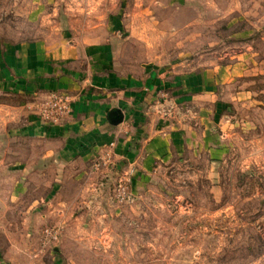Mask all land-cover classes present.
<instances>
[{
	"label": "rangeland",
	"instance_id": "rangeland-1",
	"mask_svg": "<svg viewBox=\"0 0 264 264\" xmlns=\"http://www.w3.org/2000/svg\"><path fill=\"white\" fill-rule=\"evenodd\" d=\"M110 35L120 72L153 87L149 118L186 142L139 174L101 149L91 168L113 172L86 200L51 172L19 189L25 119L60 124L74 99L0 91V264H264V0H0L1 53Z\"/></svg>",
	"mask_w": 264,
	"mask_h": 264
},
{
	"label": "crops",
	"instance_id": "crops-1",
	"mask_svg": "<svg viewBox=\"0 0 264 264\" xmlns=\"http://www.w3.org/2000/svg\"><path fill=\"white\" fill-rule=\"evenodd\" d=\"M116 47L117 37L110 35L103 41L91 42L49 44L38 40L6 46V51L0 52V91L28 95L29 99L62 92L74 99L71 112L60 124L49 126L35 116L25 119L22 134L17 137L30 146L31 159L17 165L19 189L27 180L26 174L51 172L59 174L50 185L51 191L72 182L83 190L80 198L86 200L87 192L96 191L98 175L108 177L113 172V168L97 172L91 168L93 156L108 149V145H113L111 164L116 168L131 167L136 174L148 171L156 159L183 147L186 140L182 133L167 131L149 118L145 105L147 92L153 87L120 72ZM199 78L181 82L191 89L198 86ZM113 110L122 118L115 126L108 121ZM21 150L22 147L17 152ZM101 184L105 185L102 180ZM59 201L55 207L64 215L69 204ZM91 203L94 202H85ZM56 213L50 210L45 217Z\"/></svg>",
	"mask_w": 264,
	"mask_h": 264
},
{
	"label": "water",
	"instance_id": "water-1",
	"mask_svg": "<svg viewBox=\"0 0 264 264\" xmlns=\"http://www.w3.org/2000/svg\"><path fill=\"white\" fill-rule=\"evenodd\" d=\"M108 120L111 125L115 126L121 123L122 118L119 116V112L117 110H113L109 113Z\"/></svg>",
	"mask_w": 264,
	"mask_h": 264
},
{
	"label": "built area",
	"instance_id": "built-area-1",
	"mask_svg": "<svg viewBox=\"0 0 264 264\" xmlns=\"http://www.w3.org/2000/svg\"><path fill=\"white\" fill-rule=\"evenodd\" d=\"M56 108V111H60L61 113L66 112V110L68 109V107L66 106V103L62 104V103H55L53 105ZM119 188H121V190H123L124 188L121 187V185L119 186Z\"/></svg>",
	"mask_w": 264,
	"mask_h": 264
}]
</instances>
